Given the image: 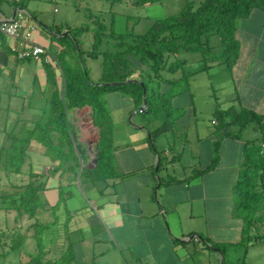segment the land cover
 I'll list each match as a JSON object with an SVG mask.
<instances>
[{
  "label": "crops",
  "instance_id": "1",
  "mask_svg": "<svg viewBox=\"0 0 264 264\" xmlns=\"http://www.w3.org/2000/svg\"><path fill=\"white\" fill-rule=\"evenodd\" d=\"M76 1L71 0L70 4L76 7ZM59 2L0 0V18L11 20L15 17L19 20L23 33L30 31L29 40L44 46L50 59L52 57L54 61L17 58L12 46L24 48L25 43L19 44L18 40L0 34V96L5 97L8 107L12 104L15 92L32 98L36 91L38 99H42L46 108L44 99L50 91L45 69L47 64L55 66L57 80L62 85L58 57L64 52L69 59L71 52L64 48L65 41L62 38L69 35L70 29L76 28L77 24H71L68 15H55L60 11L57 6ZM236 38L239 52L232 66L211 62L208 68H204L201 62L196 70H188L190 75L186 78L187 82L182 84L179 82V72L164 71L162 75L166 81L161 89L163 92L171 91L167 108H192L195 111L192 93L194 86L191 81H194L197 73H206V88L208 97L211 98L212 86L221 87L219 84L214 86L210 74L213 70V77L230 74L234 94L229 99V107L237 110L247 108L257 114H264V7L255 8L249 16L238 21ZM91 44L92 33L89 46L85 49H89ZM100 74L101 72L97 74L96 79ZM107 92L120 95L119 91ZM127 103L130 109L137 108L130 97ZM29 106H32L31 102ZM109 107L113 126L114 163V170L109 177L94 179L85 173L81 175L82 168L90 167L86 164L91 159L89 151L87 159L83 156L74 169L49 171L59 163L52 161L40 144V152L49 158L45 173H53L54 184L50 188L57 195L54 203L49 201L48 196H44V204L55 206L59 203L58 207L64 210L61 221L59 220L63 224L62 232L59 231L60 252L66 248L68 241L74 253L72 264H221L223 255L212 248L211 244H233L242 239L244 222L234 211L236 203L234 204L233 186L238 182L240 168L244 164L246 141L255 137H222L218 140V122L214 117L210 120L212 128L198 126L196 140H202V145L198 147L197 143L199 150L188 152L189 157L191 155L190 162L181 165L188 166L184 167L186 171L181 175L172 174L167 171V166L179 164L174 163L173 159L178 162L180 159L169 156V151L165 148L167 128L156 122L164 114L162 110L159 109L153 115L151 122L147 119L152 127L145 125L146 120L142 118L132 131L121 132L118 136L114 128V112L120 109L115 108L113 111ZM217 107L220 109L221 106L216 105L213 110ZM44 109L36 115V119L42 116ZM82 111L91 114L89 106H84ZM69 114L71 122L77 124L75 116L78 110L70 111ZM147 128L158 131L162 150L158 151L155 145V149L152 148ZM255 133L257 136L258 133ZM186 140L187 144H191L188 142V134L186 139L184 137V143ZM183 152L184 150L181 156ZM214 157L215 165L207 169L214 162ZM157 162L161 163L156 172ZM82 179L89 187L88 193L77 189ZM96 181L102 184L97 187ZM94 188L96 195L93 194ZM45 193L44 190L43 195ZM76 197L78 200L75 205L67 207L68 199ZM60 198H63L61 202ZM192 234L196 237L190 240L189 236ZM225 261L226 259L224 264Z\"/></svg>",
  "mask_w": 264,
  "mask_h": 264
},
{
  "label": "trees",
  "instance_id": "2",
  "mask_svg": "<svg viewBox=\"0 0 264 264\" xmlns=\"http://www.w3.org/2000/svg\"><path fill=\"white\" fill-rule=\"evenodd\" d=\"M130 1L135 5H145L159 0ZM262 7L264 0H188L177 15L154 21L142 34L110 30L104 26L100 17L92 19V27L87 25L71 28L70 34L62 38L65 41L64 48L71 51L69 59L65 53L58 57L62 85L57 80L55 66L45 65L50 86L47 106L42 116L31 126L21 124L18 129L13 127L7 132L9 145L0 150L1 165L6 170L21 172L28 158L30 142L34 140L44 147L52 161L59 163L49 171L74 169L83 155L74 140L69 113L89 106L97 129V138L92 147L95 162L90 167L82 168L81 175L85 173L94 179L109 177L114 170L113 126L111 112L103 94L110 88H114L113 91L122 90L139 107L145 89L147 106L140 113L155 116L161 108L156 98L169 97L171 93L161 89L166 81L163 72H179L180 84L186 83L190 73L185 69L187 61L181 57L182 53L200 54L204 68H208L211 62L232 66L239 52L236 38L238 21L249 16L255 8ZM84 30L92 33V44L87 50L82 48L83 42L78 36ZM215 34L220 38L219 52L213 51L210 44ZM88 57L101 59V74L98 79L91 77V69L86 64ZM135 72H138V79L135 78L134 81L118 86L99 84L124 81L132 78ZM215 115L218 122V140L222 137L241 138L242 132L250 127L258 133V138L246 141L244 164L238 178L240 190L236 212L244 222L239 244L246 245L260 240L264 235L258 233L260 226L264 227V114H257L247 108L237 110L229 107L224 110L217 109ZM147 129L152 138V131ZM215 157L207 169L215 165ZM30 175L32 180L8 194V211H14V221L26 217L30 222L25 230H12L6 242L7 247L18 252V255L21 254L16 264H72L74 253L68 241L59 255L52 253L59 243L50 240L54 243L48 244L45 233L55 222H44L39 218L40 210L46 209L38 194L43 189V182L39 180V174L30 172ZM62 200L60 198V202ZM58 205L59 203L47 207L54 213ZM29 232L35 243V250L22 253L21 249ZM213 246L225 257V244L212 243L211 247ZM50 253L53 255L49 256Z\"/></svg>",
  "mask_w": 264,
  "mask_h": 264
},
{
  "label": "rangeland",
  "instance_id": "3",
  "mask_svg": "<svg viewBox=\"0 0 264 264\" xmlns=\"http://www.w3.org/2000/svg\"><path fill=\"white\" fill-rule=\"evenodd\" d=\"M59 1L60 2L57 6L60 11L55 15L57 17L68 15L70 23L77 24V27H85L87 25L92 27L94 18L100 17V20L104 23V26L110 30H114L115 32L119 33L142 34L151 27L154 21L169 17L171 15H177L182 10V8L186 6L188 0H159L145 5H135L130 0H77L76 7H73L70 4L71 0H67L66 2L64 0ZM91 19L93 20L91 21ZM89 31L90 30L82 31L81 36L80 33L78 34L79 39H81L83 42L84 49L88 48L90 43L91 31L90 34ZM210 44L213 47V51H220L221 44L218 35L215 34L212 36ZM63 55L64 52L62 53V56ZM181 57H184V59L187 61V64L185 65V69L187 71L196 70L201 65L200 54L182 53ZM63 62L66 65V61L63 60ZM86 64L91 69L90 74L92 79H96L97 74L101 72V59H93L88 57L86 59ZM213 73V70H211L210 74L214 86L219 84L221 87L218 88L212 86V90L210 92L211 98L208 97L209 92L206 88L208 84L206 73H197L194 81H191L194 86L192 93L194 94L193 100L195 111H193L192 108H187L184 110H171L170 108H167V100L169 97L166 96L165 98H156L158 105H161L160 110H162L164 113L156 120V122L167 128L165 132V135L167 136L165 148L168 149L169 156H174L180 159L179 162L177 159H173L174 163L177 162L179 164L175 166H167V171L169 173L181 175L184 171H186L184 167L188 166L183 167L181 165L188 164L190 162L191 155L189 157L188 152L190 150L197 152V150H199L198 147H201L202 145V140L201 142L200 140H196V130L198 129V126L213 127L210 123V120L216 116L215 112L213 113V111L219 109V107H217L215 110H213L214 107H216V105H220L221 110L229 108V99L232 98L234 94V84L230 78V74L226 73L220 75L219 77H213ZM132 77L138 79V72H135ZM198 88L204 89L199 90ZM112 89L114 88H110V90ZM117 91L120 92V95L115 94V92H106L103 94V98L105 99L106 105L109 109V106H111L113 111H115V108L120 109V111L114 112L116 122L114 128L116 129L118 136H120L121 132H127L128 130L132 131L137 126V124L142 121V118L146 120L144 121L145 125L151 126L150 122L154 119V116L152 114L146 116L143 113H140V111H138L139 107H133L130 109L129 104L127 103L129 96L126 95L122 90ZM66 96L68 98L67 93ZM38 97L39 96H37L36 91H34V97L32 98H28L18 92H15L12 104H9L8 107L5 97L0 96V150L9 145L7 132L11 128L14 127V129H18L21 124L31 126L36 120V115L38 116L39 113L45 108V106H43L42 99L40 98L39 100ZM44 101L46 105L48 96H46ZM30 102L32 103V106H29ZM36 103H39V106H36ZM83 114L84 113L81 110H79L77 115L74 114L76 115V120ZM31 119L32 121L30 122ZM147 119L150 121L149 123L147 122ZM76 125L77 124L73 122L72 126L74 129V140L77 142L78 148L86 160L87 147H85L83 144L85 143L83 134L79 132V129ZM186 134H188V142H191V144H187V140L186 143H184L183 140L184 137L186 139ZM153 135L154 145L157 147L158 151L162 150L160 149V147H162V140H159L158 138V131L154 130ZM242 136L245 138H258V135L256 136L255 131L251 127L243 131L241 137ZM78 137H81L80 140ZM95 138H97V136ZM81 141H83V143ZM31 142H33V145L29 146L28 158L26 159L21 172L17 173L13 170H6L0 163V264H16L21 254L18 255V252L9 250L6 242L8 240L9 234L14 228L25 230V227L30 222V220L26 217H20L18 221H14V211H8V194L18 189L20 185L26 184L29 180H32L30 172H33L39 174V180L43 182V189L38 193L40 200L44 203V196H48L49 201L51 200L54 203L57 197L56 191L50 188V185L52 186L54 184L53 173L51 172L47 175L45 173L47 168L46 165L49 164V158L40 152L41 145L39 143L34 140ZM197 143L198 147L196 145ZM183 150V156H181V152ZM88 153L89 156L90 152ZM93 153L95 154L94 151ZM161 160L164 162L163 158H161ZM161 172L163 173V168ZM79 183L80 184H78L77 189L84 193H88L89 187L84 183V180L82 179ZM95 184L98 187L102 183L96 181ZM238 185L239 184L237 182L235 183V186H233L234 204L236 203L234 206L235 212L236 205L239 200L240 189ZM44 190L46 193L43 195ZM93 192V194H97L95 188ZM90 195H92V193H90ZM77 200V197L76 199H68L66 203L67 207L73 204L75 205V201L77 202ZM49 203L52 202H48V204ZM47 206L48 205L45 206V210H40L39 218L44 222L54 221L55 224L45 233V238L48 241V244L56 242L60 245L61 238L59 237V231L62 232L63 224L59 222V220L63 216L64 210L60 207H57L55 212L52 213L51 209H48ZM54 216H56V219ZM260 228L261 229L258 231V233L263 234V225H261ZM27 235L26 241L24 242L21 249L22 253L34 252L35 250V243L30 236V232ZM191 236H194L193 238L196 237V235L192 234L189 236L190 240L193 239H191ZM50 240L54 242H51ZM239 242L233 244L223 243L226 245L224 249L226 259L225 264H264V235L260 240L251 241L246 245L239 244ZM52 253L55 254V256L59 255V247L57 249L55 248ZM52 253H50L49 256H52Z\"/></svg>",
  "mask_w": 264,
  "mask_h": 264
},
{
  "label": "built area",
  "instance_id": "4",
  "mask_svg": "<svg viewBox=\"0 0 264 264\" xmlns=\"http://www.w3.org/2000/svg\"><path fill=\"white\" fill-rule=\"evenodd\" d=\"M0 33L13 40H18L19 44L25 43L24 48H17L16 46H12V50L15 51L17 58H31L36 61L44 62L52 61V57L50 59V54L44 46L33 43L29 40L31 34L30 31H27L25 34L23 33V26L21 22L16 18L11 20H4L0 18ZM76 110H78V112L79 110L82 111V109ZM83 113L84 114L77 119L78 121L76 126L79 129V132L83 134L87 150L90 152L91 159L88 161L87 165L92 166L95 162V155L93 153L92 147L95 144L97 129L93 123L92 115L85 113L84 111Z\"/></svg>",
  "mask_w": 264,
  "mask_h": 264
},
{
  "label": "water",
  "instance_id": "5",
  "mask_svg": "<svg viewBox=\"0 0 264 264\" xmlns=\"http://www.w3.org/2000/svg\"><path fill=\"white\" fill-rule=\"evenodd\" d=\"M15 18V17H14ZM13 18V19H14ZM77 50H78V48H77ZM80 56V55H79ZM135 80V78H129V79H126V80H124V81H116V82H99V84L100 85H106V86H118V85H121V84H125V83H128V82H131V81H134ZM146 90L144 89L143 90V95H142V103H141V105L139 106V111L140 112H143L144 110H145V108H146ZM147 134H148V138H149V140H150V143H151V146H152V148L153 149H155V147H154V143H153V140H152V138H151V135H150V133L149 132H147ZM87 166H89V165H87ZM158 167H159V163L157 162L156 163V165H155V171L157 172L158 171ZM158 179V181H160V178L158 177L157 178ZM194 236H191V239L193 238ZM197 237H199V238H201V236L200 235H197ZM212 248H214V246L212 247ZM215 249V248H214ZM224 260H225V258H224V256H222V260H221V264H224Z\"/></svg>",
  "mask_w": 264,
  "mask_h": 264
}]
</instances>
